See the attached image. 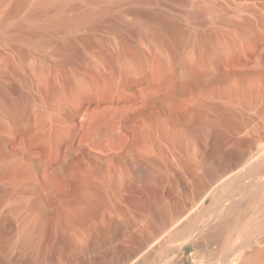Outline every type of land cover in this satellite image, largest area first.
<instances>
[{
	"label": "rangeland",
	"instance_id": "obj_1",
	"mask_svg": "<svg viewBox=\"0 0 264 264\" xmlns=\"http://www.w3.org/2000/svg\"><path fill=\"white\" fill-rule=\"evenodd\" d=\"M196 10L203 21L190 17ZM152 15L180 31L160 28ZM12 21L19 25L0 28V223L10 230L49 216L43 248L52 253L64 237L67 254L85 257L90 247L92 260L98 245L90 242L107 223L130 220L128 240L161 207L189 203L180 218L191 224L187 233L168 238L171 227L125 264H230L259 244L264 188L254 198L245 191L244 166L191 201L214 157L238 139L264 153V0H23ZM208 38L218 42L216 62L205 52ZM188 55L207 60V77L183 75ZM234 214L254 232L250 241L233 232L209 258L199 248L203 234Z\"/></svg>",
	"mask_w": 264,
	"mask_h": 264
},
{
	"label": "bare ground",
	"instance_id": "obj_2",
	"mask_svg": "<svg viewBox=\"0 0 264 264\" xmlns=\"http://www.w3.org/2000/svg\"><path fill=\"white\" fill-rule=\"evenodd\" d=\"M87 1L88 3H90L91 1H96V0H87ZM22 4H23V0H9L3 5L4 6L3 8L0 7L1 29L9 25L11 22L12 23L16 22V24L19 25L18 21H12V17L17 15ZM203 12L204 10H196L195 12L189 14L191 18H196L198 21H203L202 18ZM29 15H31V13ZM152 17L155 20L156 24L160 28L166 30L167 32L172 33V32L180 31V28L178 27V24L176 23L175 20H171L162 15H152ZM70 25H72V22L56 24V26L61 29H65ZM246 25L248 27L250 26L249 21L246 22ZM19 36L20 38L26 39L28 41H34V40L45 41L44 38H38L35 37L34 35H29V34L21 33ZM0 37H1V31H0ZM148 37L154 40L157 37V33L152 32ZM186 40H187L186 42L189 41L188 38ZM217 45H218L217 40L211 38L207 39L205 45V52L211 56V59L214 62L218 61L219 59V54L217 53ZM206 61L207 60L204 57L199 58L192 55H188L187 57L183 58L182 66H181L183 75L186 78L195 81H198L197 79L199 78L207 77ZM214 78L215 77H208V79H213V80ZM215 107L218 109V111L222 110L220 106L215 105ZM97 119L98 117L96 116L94 122ZM2 143L3 140L2 138H0V146L2 145ZM218 149H219L218 146H216L214 149L211 150L210 155L212 156L213 153L217 152ZM257 155L258 154L255 151V149L251 147L249 140L238 139L235 148L228 151H223L218 155V157L213 156L215 158L213 161V165L211 168L207 170L205 179L201 180L200 185L197 191L195 192L191 203L194 201H201L204 198V196H206L205 194L208 191L209 187H211V185H213L215 181L217 182V179L219 177L227 173H230L232 171H235L243 166H244V171H242L241 173L248 174L247 176L249 178L245 191L249 193L251 197L253 198L256 197L260 192V190L264 188V153H261L258 156ZM136 201L138 200L136 199ZM188 206L189 203H185V204L177 203L174 204L170 210L161 207L162 210L161 211L159 208L160 213L158 217L156 216V219L153 222V224L151 225L150 223L148 229L145 230L141 236L129 235L128 240L125 236L128 235L127 233L132 232V231L130 232L131 230L130 220L125 219L122 220L121 222L113 221L107 223L105 226H103L100 229L99 234L94 236V238H92L90 242L91 246L98 245L97 247L98 253L96 257H94L92 260H90V255H89L90 247L88 248L87 251L88 253L85 251V255H86L85 257H83L82 254L81 257H79L80 255L75 257L74 255L67 254L68 253L67 249L68 247H70V244H68V242L64 240L66 239L64 237H58L56 239V241L52 245V250H53L52 253L49 254V250L43 248L44 246L40 240V228H41L40 225L44 221L43 223H45L46 226H49L47 228L45 227L46 229H48L47 230L48 232L45 229L46 231L45 235L46 237L51 236L49 230H50V225L52 224V219L49 216L48 217L40 216L39 219L36 220V223H31V224L30 223L27 224L25 222H23L22 224L19 223L17 227L15 226L16 228L15 227L13 229L10 228V230L5 225L6 223L2 221V223H0V264H125L128 263L129 261H133L132 259H135L139 255L144 253L145 249L146 248L148 249L151 246L152 242L161 232L173 227L171 233L167 235L168 238H170L175 233L177 235H182L184 233H187L190 230L191 224H189V222L184 219L183 221L180 220V218ZM245 225L246 224H244V226ZM244 226H241V218L237 214H234L230 217L228 216L223 217L219 222L211 225L210 228L208 227V229H206L205 233L203 234L202 243L199 247L201 248L200 250L205 252L209 258H215L216 255L219 256V251H221L223 245L228 241L229 236L233 232H238L242 234L243 235L242 239H244L245 242L250 241L249 240L251 239L250 236H252L254 232L252 231V229L244 230L243 229ZM105 231H109L111 233L110 238L112 242L113 241L117 242L121 238L123 239V237H125L126 239L125 241H130L129 245L126 247H120L119 245H113V243H109V241L105 239V234H106ZM259 232L261 233L264 232V222L261 224L260 229L258 230V233ZM5 233L7 234L10 233V234L5 235ZM67 234L68 233H66V235ZM259 237L260 238L257 237V242H259V244L254 243L249 245V248L246 251L242 253L239 252V254H237L235 257L232 258V260L229 259V261L231 260L230 264H264V234L262 236L260 235ZM215 240L218 242V245L220 244V247L218 246L215 248L216 250L214 249L212 250L210 243H212V241ZM44 242L46 243L47 241L44 239ZM69 243L71 242L69 241ZM76 243L79 245L77 241ZM72 246L75 247L73 244ZM72 246L70 249H72ZM236 247L239 248V246ZM233 249H235V247ZM85 250H87V248Z\"/></svg>",
	"mask_w": 264,
	"mask_h": 264
}]
</instances>
